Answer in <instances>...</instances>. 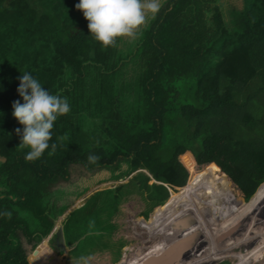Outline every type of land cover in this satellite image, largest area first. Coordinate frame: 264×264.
I'll return each instance as SVG.
<instances>
[{
    "label": "trees",
    "instance_id": "16d2710c",
    "mask_svg": "<svg viewBox=\"0 0 264 264\" xmlns=\"http://www.w3.org/2000/svg\"><path fill=\"white\" fill-rule=\"evenodd\" d=\"M79 2L0 0V264H31L22 237L44 239L32 260L62 264L45 238L91 185L70 190L62 184L77 168L107 169L109 179L149 171L129 184L136 187L144 177L153 199L141 234L158 249H178L176 256L164 255V264L171 254L177 264L213 260L218 245L210 254L196 253L225 231L237 244L224 257L232 254L235 262L259 241L237 263L264 264V0H244L241 10L220 0H163L138 39L118 38L107 50L91 35ZM24 72L71 106L54 123L49 144L57 145L55 153L48 154L50 147L36 162H26L28 149L18 148L16 129L24 126L13 116V103H23L17 89ZM127 185L99 190L65 220L67 251L87 252L77 254L84 264H113L120 256L109 242L100 257L87 249L101 246L88 234L104 224V212L92 219L89 213L107 208L115 217L121 191L132 200ZM112 190L114 201H108L105 193ZM211 208L218 217L231 208L242 212L215 224L208 221ZM83 221L92 230L83 229ZM107 250L112 259L101 256Z\"/></svg>",
    "mask_w": 264,
    "mask_h": 264
},
{
    "label": "rangeland",
    "instance_id": "374dc122",
    "mask_svg": "<svg viewBox=\"0 0 264 264\" xmlns=\"http://www.w3.org/2000/svg\"><path fill=\"white\" fill-rule=\"evenodd\" d=\"M220 1L225 3L227 6H232V7L239 9V10L243 9V7H244V0H220ZM225 12H226V14H229L230 10L226 9ZM181 158H182V156H181ZM188 164L192 166L191 161H188ZM77 169L78 170L75 169L74 175L72 177H70V180L66 183L64 181V182H62V184H64L65 186H67L66 184L70 185V186H67L70 190H72L75 187L74 183H78L80 185H85V184L90 183L91 185H90L88 190H86L84 193L78 195L74 199L72 204L69 206V208L56 219L55 226H54L53 230L45 238V240L48 241V244L56 251V253L58 255L61 256V259H62L61 263L62 264H84V261H86V260H83L81 257L77 256V254H88L87 252H84V250H81L79 248L74 250V252H72V251H70L69 247H68V250H69V252H68L66 247H64V243L62 241V238H63V236H62L63 227L62 226H64L65 220L67 219L69 213L73 209H75L76 207H79V206L85 204L99 190L102 191L105 188L109 189V188H114L115 186H118V185L120 186V185H127V184L128 185L125 186L124 189L126 191H129L128 193L130 196L132 195V200H130L129 202H126V200L124 199L125 193H124V191H121V196H124V198H122V200H118L119 206L115 211V217H116L115 224H116V226H114L113 221L110 219V218L114 217V215L112 214L113 216L112 215L109 216L110 210H108L107 208H104V209L99 208L95 212V214L89 213V216L92 219V218L96 217L95 216L96 214L104 212L102 214V219H104V224L102 226L95 227L94 228L95 232H93L92 229H90L89 227L84 225L85 221H83V223L81 224V227L83 229H85L86 231L92 230V232L89 234L86 232L90 237L93 236L95 240H97L101 243V246H98L96 248H90L89 247L87 249H90L94 253L95 257H100L99 253H101L105 250V247H103L104 242H109L113 246V248H115L114 251L121 249L120 256L113 260V264H120V263L121 264H164L166 261L164 258L165 254L172 252L176 256V254L178 253L177 247H175L174 249L169 248L168 250H164V249L161 250V248L158 249L159 246L156 244L150 243L149 240H146L145 238L147 237V235L141 234V232L139 230V223L142 220L141 218L148 221L145 218V216H146L145 214L146 213H148V214L153 213V210H152L154 207L153 199L149 196L150 192L147 189L143 188V186H142L143 182L145 181L144 177L140 176L138 178V183H137L136 187L134 184H132V186H130L129 182H132L134 176L139 171H141V172H144V171L136 170L124 178H123V176H121V177H119V179H111L110 180V179H106V178H109V175H110V172L107 169H101V170H97V171H93V172H89V171L81 169V168H77ZM121 178H123V179H121ZM102 180H104V181H102ZM154 181H152V182H154ZM263 183H264V180L261 182V185ZM260 186H258V189ZM258 189H257V191H258ZM139 191L140 192L145 191V194L143 197H141V195L139 194ZM114 192L115 191L112 190V191H108L105 193L108 201H109V198L113 196ZM254 195H252L251 198ZM251 198L246 202H249L251 200ZM181 199L182 198L180 197L177 201L180 202ZM113 201H114V196H113ZM164 201H165L164 199H161L162 203ZM205 204H208V203H204L201 205H205ZM241 204H243V203L237 204V206H235L234 208H237ZM124 205H129V208L131 207L132 209L131 210L128 209V211H127L124 209ZM92 207L94 208L93 205H90L88 210H92ZM211 209L213 210V212H212V215L210 216V219L208 221H213V223H215V224H220L222 222L226 223V221L230 220L232 216H237L238 213L240 214L242 212V211L236 212L233 210V208H231L228 211L229 214L225 215L224 217H222V216L218 217L219 215L215 214L214 209L213 208H211ZM165 211H167V210H165ZM248 212H249V210L245 209V213H248ZM261 213H264V212H261ZM262 215L263 214H261V215L257 214L255 217H259ZM76 217L78 219H81V218H84V215L83 214L81 216L76 215ZM252 220L253 219L248 218L244 222L249 223ZM116 221L119 222V224ZM118 225H119V227H118ZM218 226H220V225H218ZM260 226H261V229L264 231V228H263L264 223L263 222L260 223ZM235 230H238V227H236ZM119 232H120V235L123 238H125L126 240L119 236ZM228 232L229 231H225L224 234H222L219 237L220 239L218 238V240H216L215 243L202 247L196 253L199 255L201 253L210 254L214 251L215 247L218 245V248H217L218 254L213 256L214 257L213 260L208 261L206 263H202V264H233V263L239 264V263H237V261L239 259H242L245 256L248 257L251 252H254L259 247L260 242L255 241L253 239L252 241L253 242L255 241V245L251 249V252H247V251L239 252L238 254H236L233 257L234 260H236L234 262L231 259L232 254H228V255H230V257L229 256L224 257V255L226 254L225 251L227 250V252H229L228 250L235 249L236 244H237V243L235 244L234 242L231 244L230 243L231 239L224 238L228 235ZM87 238L89 240V237H87ZM22 241L24 242V244L28 243V246H26L25 250H27L28 257H29V260L31 262L32 253L39 247V245H42L43 242L38 241L36 239H34L32 242H28L26 237L25 238L22 237ZM261 246L264 247V244H261ZM107 251L104 252L101 256H107L110 259H112L113 256L108 254L111 251L110 250H107ZM251 255H254V253ZM171 256L172 257H169V263L170 264H177L178 261H176V259H175L176 257L174 258L173 254H171ZM178 256L182 259L190 258V256H185L182 254L178 255ZM119 260H120V263H118ZM243 260L244 259H242L240 262H242ZM181 262L183 263V260ZM182 263H180V264H182ZM36 264H42V263H36ZM52 264H54V263H52ZM253 264H263V263L255 262Z\"/></svg>",
    "mask_w": 264,
    "mask_h": 264
},
{
    "label": "clouds",
    "instance_id": "9594fccd",
    "mask_svg": "<svg viewBox=\"0 0 264 264\" xmlns=\"http://www.w3.org/2000/svg\"><path fill=\"white\" fill-rule=\"evenodd\" d=\"M163 6V0H80L76 8L88 20V28L103 49L116 47L118 38L135 41L142 35V29L154 20ZM17 89L23 103H13V116L23 125V131L16 129L21 137L18 146L28 149L26 162L40 160L51 147L49 155L55 153L57 145L49 144L54 123L71 110L67 97L51 94L38 79L24 72ZM62 139V138H61ZM96 157L90 156L93 161Z\"/></svg>",
    "mask_w": 264,
    "mask_h": 264
},
{
    "label": "crops",
    "instance_id": "0c3cea01",
    "mask_svg": "<svg viewBox=\"0 0 264 264\" xmlns=\"http://www.w3.org/2000/svg\"><path fill=\"white\" fill-rule=\"evenodd\" d=\"M139 170H143V171H145L148 175L151 176V174L149 173L148 170L141 169V168H140ZM74 172H75V169L72 170L71 177L74 175ZM109 177H111V176L109 175ZM107 179H109V178H107ZM110 180H111V179H110ZM75 185H76V183H74V186H75ZM85 185H86V184H85ZM75 187H76V186H75ZM87 202H88V201H87ZM87 202H86L85 204L81 205V206H85V205L87 204ZM81 206H79V207H81ZM79 207H76V208H79ZM76 208H75V209H76ZM73 210H74V209H73ZM73 210H72V211H73ZM72 211H71V212H72ZM71 212H70V213H71ZM70 213H69V214H70ZM62 227H63V229H62V230H63V233H62V236H63L62 241L64 240V242H65V247H66V240H65L66 238H65V233H64V226H62ZM66 249H67V247H66Z\"/></svg>",
    "mask_w": 264,
    "mask_h": 264
},
{
    "label": "water",
    "instance_id": "95a60500",
    "mask_svg": "<svg viewBox=\"0 0 264 264\" xmlns=\"http://www.w3.org/2000/svg\"><path fill=\"white\" fill-rule=\"evenodd\" d=\"M3 159H5V158H3ZM123 178H124V177H123ZM123 178H121V179H123ZM63 243H64V247H65V242H64V240H63ZM36 263H38L36 259L31 260V264H36Z\"/></svg>",
    "mask_w": 264,
    "mask_h": 264
}]
</instances>
